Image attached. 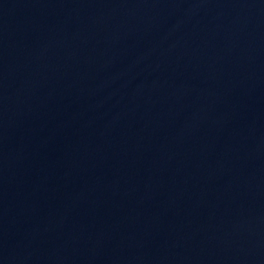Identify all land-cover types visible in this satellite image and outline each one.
<instances>
[{
    "label": "water",
    "instance_id": "1",
    "mask_svg": "<svg viewBox=\"0 0 264 264\" xmlns=\"http://www.w3.org/2000/svg\"><path fill=\"white\" fill-rule=\"evenodd\" d=\"M0 264H264V0H0Z\"/></svg>",
    "mask_w": 264,
    "mask_h": 264
}]
</instances>
